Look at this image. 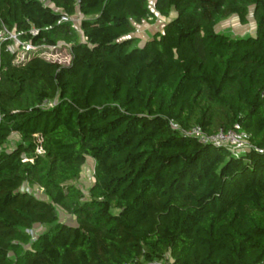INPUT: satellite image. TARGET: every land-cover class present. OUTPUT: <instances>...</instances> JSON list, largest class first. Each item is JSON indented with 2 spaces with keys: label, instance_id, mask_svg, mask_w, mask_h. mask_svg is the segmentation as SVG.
<instances>
[{
  "label": "trees",
  "instance_id": "trees-1",
  "mask_svg": "<svg viewBox=\"0 0 264 264\" xmlns=\"http://www.w3.org/2000/svg\"><path fill=\"white\" fill-rule=\"evenodd\" d=\"M153 1L0 0V32L42 47L0 46V264H264V0ZM251 10L255 36L217 31ZM61 43L69 65L42 57ZM236 126L237 155L185 135Z\"/></svg>",
  "mask_w": 264,
  "mask_h": 264
},
{
  "label": "rangeland",
  "instance_id": "rangeland-1",
  "mask_svg": "<svg viewBox=\"0 0 264 264\" xmlns=\"http://www.w3.org/2000/svg\"><path fill=\"white\" fill-rule=\"evenodd\" d=\"M151 7H153L154 1L150 0ZM153 9V8H152ZM154 11V10H153ZM155 18H151L148 21H145L141 26L137 27L136 36L140 38L141 44H143L147 39L152 38L158 32L163 31L165 24L176 17V14H171L170 18H163L159 14H155ZM80 21L78 19L74 20V27L79 29ZM217 31L223 34L230 36L233 39L255 36L257 31V25L253 17V10L250 11L248 17V24L242 25L238 19V17L233 16L227 20L222 21L217 26ZM45 54L43 57L51 62H57L61 65H69L70 57L68 53V49L65 43H61L56 47H48L44 50ZM20 140L19 136L13 135L10 140V147L16 145V143ZM95 182L94 178V162L92 159H88L86 165L84 166L80 180L78 182V186L83 189L86 193H88L89 189ZM29 190L35 192L37 195L42 196V191L38 188H30L26 187ZM59 219L61 222H64L69 225H76V221L73 217L67 215L66 213L59 211L58 213ZM45 227L35 226L32 230L27 231L25 238L22 240V247L24 249H29L32 245V242L45 231Z\"/></svg>",
  "mask_w": 264,
  "mask_h": 264
},
{
  "label": "built area",
  "instance_id": "built-area-1",
  "mask_svg": "<svg viewBox=\"0 0 264 264\" xmlns=\"http://www.w3.org/2000/svg\"><path fill=\"white\" fill-rule=\"evenodd\" d=\"M67 21H69V19L63 18V22ZM32 34L37 35L38 32L32 31ZM7 42L9 43L8 50L11 54L15 55L16 62H23L29 57L30 53L42 49V47H35L31 43L23 41L21 34L10 32L5 28L0 32V46L1 44ZM44 54L45 51L41 53L42 57ZM45 106H52V104L45 102ZM185 135L198 138L203 143H213L216 146L228 148L236 155L251 149L249 144V135L243 132L239 126H236L234 130L221 132L218 135L212 137L204 135L199 128L185 132ZM258 152L263 153V151Z\"/></svg>",
  "mask_w": 264,
  "mask_h": 264
}]
</instances>
